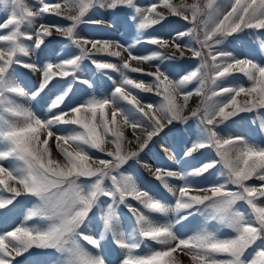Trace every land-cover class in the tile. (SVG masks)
<instances>
[{"label":"snow or ice","instance_id":"1","mask_svg":"<svg viewBox=\"0 0 264 264\" xmlns=\"http://www.w3.org/2000/svg\"><path fill=\"white\" fill-rule=\"evenodd\" d=\"M5 2L9 5L10 11H8L7 19L0 23V30H8L7 34H0V41L4 42V46H0V109L8 113L11 118L5 119V127L2 131L7 147L0 150V193L6 191L13 195H0V209L5 212L11 211L7 206L21 195L20 189L9 184V181H15L22 186L23 192L35 195L41 201L30 216H38L51 223L44 229L22 225L15 227L14 230L0 233V264H12L17 256H21L31 248H62L69 241L72 242V246L68 248L69 254L65 264H105L102 255L88 252L76 240L77 229L101 196H107L112 200V203L108 205L107 215L103 219L106 230L115 220V204L126 202L128 197L139 201L147 210L167 211V206L161 201L155 199L149 192L140 190L132 176L119 173L117 170L130 159L138 157L148 141L165 128L166 125L162 122L161 116L167 124L173 121L186 123L190 119L182 115V108L175 102V93L183 85L197 78H199L200 86L196 89V93L203 94L205 101L202 114L201 110L197 109L191 112V117L198 118L206 133V139L195 143L185 155L190 156L197 149L211 146L215 149L218 159L209 160L199 168L193 169L190 174L203 176L209 169L219 164L225 170L231 185H235L238 191L227 190L224 184L209 189H195L186 182L184 187L178 189L179 195L175 207L177 210H190L203 205L211 209L221 221L233 227L237 236L220 239L210 232L202 231L188 238H180L172 225L153 223L143 211L128 204L139 226L140 237L144 241H155L161 247L159 250H150L147 255H134V250L140 247V243L118 239L117 244L126 249L125 258L121 264H175L172 256L177 249L190 255L194 264H264V247L257 248L251 260L245 258L248 249L258 239L264 238V205L260 203L261 198H264V147L249 143L243 136L222 138L215 131L217 124L223 123L238 113L264 108V64L250 58H238L233 53L218 48L228 36L234 33L244 29H264V0H233L230 10L223 14L222 18L219 15L214 17L211 12H208L205 19L198 18L205 15L199 4L174 6L170 0H163L165 7L170 8L173 14L181 16L183 20L193 25L187 32H178L173 37L172 44L177 50L182 48L178 41L183 37L196 36L199 39L200 32L197 28L202 27L203 38L199 39L201 50L193 52L194 57L201 58L200 65L182 79L178 81L170 79L159 66L155 72L146 73L154 77L156 93L163 97L162 101L155 106V110L151 103L141 106L137 97L127 91L128 86L143 92L153 91L152 85L129 78L125 70L130 69L137 73L143 71L141 68L131 67L129 61L179 59L183 57V51H180L179 56L175 52L171 55L155 52L152 55L135 56L129 50L133 45H129V48L125 49L128 52V58L125 59L121 51L113 50V47L124 48V45L117 41L75 39L76 26L81 22L85 11L92 6L93 0H64V8L75 9L77 13L67 16V19L72 21L71 25L62 28L42 24L35 32L36 39L33 44L27 46L22 43V39L32 41L33 35L22 30V26L31 25L36 16L63 15L62 6L60 3L49 4L41 0L42 6L38 11L33 12L23 0H11V4L9 0ZM105 5L111 9L121 5L127 6L133 8L137 14L146 11L147 15L142 16L138 25L139 29H146L164 19L163 13L156 12L155 4L146 10L137 7L134 0H103L101 6ZM207 7L212 8V0H209ZM185 12H190L191 16L185 15ZM154 16L156 18H153ZM132 19L135 20L136 16ZM53 30L73 38L72 42L80 49V55L43 66L35 63L34 60L27 63L20 59L18 53H22L24 57L30 56L31 52L43 44L46 37L53 34ZM146 43L161 47L169 46L168 40L160 38H151ZM261 49L264 50V41H261ZM99 53L120 57L122 67L94 58ZM85 58L91 59L97 69H114L121 72L122 80L115 87L110 98H91L70 108L68 112L61 111L47 119H41L30 109L16 104L9 98L8 94L11 93L21 97L28 95L22 87L9 79V70L14 64L42 73L40 87L36 92L31 93L32 98H35L54 78L73 76L81 80L76 76V72L80 62ZM236 73L243 74L250 81V86L245 87L243 84L232 87L219 86L218 81L235 78ZM208 81H211L214 86L210 95L204 92ZM81 82L91 85L90 81L81 80ZM241 94L250 99L238 102L237 97ZM191 95L192 93H187L185 101ZM118 100L131 104L141 114V119H129L128 113L118 106ZM62 101L63 97L55 100L50 110L59 108ZM109 107L112 109L111 118L105 111ZM229 107L231 111H226ZM82 113H90V117ZM118 116L121 118L119 123ZM56 124H74L77 130L58 135L52 130ZM145 124L151 128V131L146 132L143 142L139 143L138 150L123 153L122 144L125 137L122 128L129 126L135 131L143 129ZM261 127L264 129V124ZM41 130L44 131L43 140L40 139ZM29 133L31 135H28ZM109 134L113 138L115 152L106 153L109 159L93 160L86 149L93 148L104 152L102 145ZM53 138L56 148L66 158L67 163L63 166L59 161L50 158L48 145L49 140ZM70 144L75 145L72 151L66 147ZM10 158L19 160L21 165L16 168L5 167V162ZM153 175L176 195V192L168 187L167 179L169 177L184 179L188 174L156 168ZM253 177L262 183L258 186L246 183ZM80 178L92 179L87 191H84L77 183ZM106 179L110 180V187L104 186ZM192 191H210L211 195H192ZM237 201L247 203L254 221L246 220L243 213L234 210ZM191 214L189 212V215ZM180 219H187V217ZM79 237L95 248L101 246L98 238L84 233H79ZM221 255L227 258H221Z\"/></svg>","mask_w":264,"mask_h":264},{"label":"rangeland","instance_id":"2","mask_svg":"<svg viewBox=\"0 0 264 264\" xmlns=\"http://www.w3.org/2000/svg\"><path fill=\"white\" fill-rule=\"evenodd\" d=\"M23 2L33 12L38 11L42 6L41 0H23ZM43 2L49 4L60 3L62 6V13L64 14L60 16L55 14L36 16L33 18L31 25L22 26V30L33 35L32 41L22 39V43L27 46L33 44V41L36 39L35 32L39 29L40 25H56L67 28L72 23V21L67 19V16L77 14L75 9L68 10L64 8V0H43ZM102 2L103 0H93L92 6L85 11L84 15L81 17V22L76 26L74 32L75 39L117 41L124 45V48L116 49L113 47V50L121 51L125 59L128 58V52L125 51V49H128L129 45H133L129 50L135 56L152 55L155 52H160L164 55H171L175 52L177 56L180 55V51L184 53L183 57L179 59H165L163 61L159 59L150 61H129L131 67L141 68L143 70L139 73L132 72L130 69L125 70L129 78L138 82L143 81L146 85H152L153 91L143 92L132 86H128L127 91L130 92L131 95L137 97L141 106L151 103L154 105L155 110V106L162 101L163 97L156 93L154 77L146 75V73L155 72L157 66H159L161 71H164L170 79L178 81L191 71H194L201 63V58L194 57L193 52L201 50L199 39L203 38L202 27L197 28V31L200 32L199 39L196 36H185L178 41L182 45V48L181 50H177L172 44L173 37H175L178 32H187L193 25L189 21L183 20L181 16L173 14L170 8L165 7L163 0H134L136 6L142 10H146L155 4L156 12L163 13L164 15L163 20H160L159 23L146 29L138 28L142 16L147 15L146 11L142 14H137L133 8L123 5L118 6L116 9H111L106 5L101 6ZM170 2L174 6H179L181 4H199L205 15L198 18L205 19L208 12H211L214 17L219 15L222 18V15L230 10V4L233 3V0H212L211 9L207 7L209 0H170ZM9 4H11V0H9ZM8 8L9 5L5 0H0V23H3L7 19L8 11H10ZM184 14L189 17L191 16L190 12H185ZM133 16H136L135 20L132 19ZM153 18L156 17L154 16ZM7 32L8 30H0V34H7ZM151 38L168 40L169 46L161 47L159 45L146 43V41ZM72 39L73 38L63 36L53 30V34L46 37L43 44L31 52L30 56L24 57L22 53H18V55L20 59H23V61L27 63L34 60L35 63L41 66L50 62L56 64L64 59L80 55V49L72 42ZM261 41H264V29H244L228 36L218 48L222 51L231 52L238 58H250L257 63L264 64V50L261 49ZM0 46H4V42L0 41ZM204 51L206 52V50ZM94 58L111 62L118 67H122L120 57H112L107 53H99L96 54ZM76 76L80 77L81 80L90 81L91 85L89 86L87 83H82L81 80H77L73 76L64 78L57 77L54 78L39 95L32 98L31 93L36 92L40 87L42 73L34 72L20 64H14L9 70V79L22 87L28 95L22 97L17 96L15 93L8 95L16 104L30 109L41 119H47L61 111L68 112L70 108H74L78 104L91 98H110L115 87L118 86L122 80L121 72L114 69H97L92 63V60L88 58L80 62ZM218 84L221 87H232L236 84H243L245 87H249L250 81H248L243 74L236 73L235 78L218 81ZM199 86V78L193 79L183 85L175 93V102L182 108V115L188 116L190 119L186 123L182 121H173L171 124H167V121L161 116L162 122L166 125L165 128L160 133L153 136L152 140L148 141L147 146L139 153L138 157L130 159L117 170L119 173L132 176L140 190L149 192L155 199L161 201L167 206V211L153 212L147 210L139 201L134 200L132 197H128L126 202H117L115 204V220L113 225L106 230L103 219L107 215L108 205L112 203V200L107 196H101L97 204L91 209L88 216L77 229L76 240L80 246L92 254L102 255L105 264H121V261L125 258L126 249L117 244L116 241L118 239L126 240L130 243H140V247L134 250V255H147L150 250H159L161 247L155 241H144L140 237L139 226L133 213L129 210L128 204L143 211L153 223L172 225L173 230L180 238H188L202 231L210 232L220 239L234 238L237 236V232L233 227L221 221L211 209L203 205L190 210H177L175 207L179 195L178 189L184 187L186 182L190 187L195 189H209L224 184L227 190L238 191L235 185H231L229 177L219 164L209 169L203 176L190 174L193 169L199 168L209 160L218 159L215 149L211 146L197 149L190 156L185 155L195 143L206 139V133L198 118L191 117L192 111L200 109L201 114L203 112L205 96L196 93V89ZM213 87L211 81H208L204 92L210 95ZM69 88L71 89L70 91ZM189 92L199 95L196 107L191 111L188 109L185 101V95ZM65 93L67 94L65 95ZM61 97H63V101L59 108H52L50 110L52 103ZM246 99L250 98L245 97L243 94L237 97L238 102H243ZM117 103L121 109L128 113L129 119H141V114L127 101L118 100ZM105 111L108 112L109 118H111L112 109L109 107L105 109ZM226 111H231V107ZM157 114L160 115L159 113ZM82 115L90 117V113H82ZM7 118H11L10 115L4 112L3 109H0V150L7 147V143L2 136V131L5 127V119ZM120 120L121 118L118 116V123ZM262 124H264V108L254 109L252 112L238 113L225 120L223 123L217 124L215 131L222 138L243 136L249 143L264 147V129L261 127ZM52 130L58 135H65L77 130V126L74 124H56L53 126ZM122 131L125 137L122 144V152L126 153L128 151L138 150L139 143H142L145 137H142V134L151 131V128L145 124L143 129L133 131L131 127L124 126ZM28 135L31 134L29 133ZM44 138V131L41 130L40 139L43 140ZM112 139L110 134L105 137L102 145L105 150L104 152H100L99 149L93 148H87L86 151L93 160L109 159L110 157H108L106 153L109 151L115 152L116 150L115 144L112 143ZM48 146L50 148L51 159L59 161L61 166L67 163L63 153L56 148L54 138L49 140ZM66 147H68L69 151H72L75 145L70 144L66 145ZM233 156H235V153H233ZM20 165L21 162L19 160L10 158L5 162L4 166L16 168ZM156 168L188 174L184 179H179L178 177H169L167 179L168 187L172 188L176 192V195L170 192L169 189L164 186L163 182L154 177L153 172ZM77 183L84 191H87L91 186L92 179L80 178ZM246 183L258 186L262 182L253 177ZM9 184L10 186L20 189L21 195L17 196L12 204L7 206L11 211L5 212L3 209H0V233L14 230L15 227H20L22 225L27 227H39L41 229L46 228L51 221L44 220L38 216H30V213L37 209L41 203L39 198L35 195L23 192L22 186L15 181H9ZM104 186L110 187V180L106 179L104 181ZM191 194L211 195V192L192 191ZM0 195L12 196L13 194L5 191L0 193ZM260 203L264 205V198H261ZM234 210L243 213L246 220L254 221L250 207L245 201H237L234 205ZM189 212L192 214L189 215ZM185 216L187 219H180ZM79 233L98 238L101 246L95 248L87 241L80 239ZM71 246L72 242L69 241L62 248H31L21 256H17L12 261V264H65L69 254L68 248ZM259 247H264V238L258 239L255 244L248 249L245 253V258L251 260ZM221 258L227 257L221 255ZM172 259L175 264H194L191 260V256L180 249H177V251L173 253Z\"/></svg>","mask_w":264,"mask_h":264},{"label":"trees","instance_id":"3","mask_svg":"<svg viewBox=\"0 0 264 264\" xmlns=\"http://www.w3.org/2000/svg\"><path fill=\"white\" fill-rule=\"evenodd\" d=\"M199 95L192 94L190 98L186 101L188 109L191 111L193 108L196 107V102H198L197 98ZM146 134H142V137H144Z\"/></svg>","mask_w":264,"mask_h":264}]
</instances>
